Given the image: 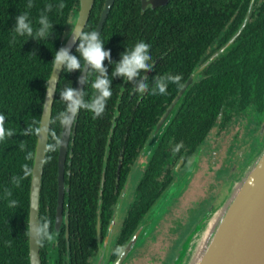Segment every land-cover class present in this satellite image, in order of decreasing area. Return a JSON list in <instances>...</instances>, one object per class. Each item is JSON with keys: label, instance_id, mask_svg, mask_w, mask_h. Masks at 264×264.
Returning <instances> with one entry per match:
<instances>
[{"label": "trees", "instance_id": "16d2710c", "mask_svg": "<svg viewBox=\"0 0 264 264\" xmlns=\"http://www.w3.org/2000/svg\"><path fill=\"white\" fill-rule=\"evenodd\" d=\"M26 3L27 0H0V114L5 117V129L13 131L12 136L0 140V264H30L27 224L32 163L38 132L26 134L24 128L28 124L39 127L41 106L53 66L51 60L63 36L71 28L79 0H33L31 8H26ZM46 3L51 4L46 14L53 22L47 40L21 36L13 41L15 17L27 11L35 25ZM103 4L104 0L94 1L85 31L95 30ZM196 17L193 0H170L168 5L145 10L141 8L140 0H115L107 15L99 35L105 41L104 48L110 49L111 62L105 58L103 63L110 79L111 96L107 99L104 112L95 119L87 109H79L68 150L70 156L67 155L65 165L64 178L68 187L66 197L74 224L70 229V241L73 243L72 249L78 250V262H89L87 256L92 255L97 248V218H100L103 229L116 200L114 185L120 153L123 151V180L129 169L128 160L135 158L149 140L151 129L183 86L196 53L203 49L202 44L198 46L192 28L197 24ZM198 17L203 20L202 24H208L207 15L200 14ZM260 23L264 24V20ZM138 39L150 42L153 63L157 62L151 68L142 69L139 77L130 80H125L121 75L113 77L115 61L119 60L126 46H131ZM78 42L71 51L74 55H79L76 51ZM80 71L74 69L61 72L53 103L48 145L53 142V136L60 137L61 133L62 125L57 119V113L63 110L64 104L60 99V91L65 86L74 88ZM145 73L142 80H147L148 87L139 93L138 81ZM169 74H179V82L167 81L165 93L153 92L156 80ZM94 76L89 68L82 91V98L86 101L91 98L90 81ZM188 89V95L191 96L193 87ZM222 98V95L215 93L195 104L193 110L185 116V123L179 127L174 119L173 127L169 124V129L167 127L161 133L155 147L163 137L169 136H173L175 146L181 145L180 151L191 141L197 146L217 119L222 109ZM21 144L24 145L23 149L20 148ZM161 144L162 141L156 158L161 154ZM29 152L30 156L27 155ZM57 156L58 148L50 150L47 146L40 221L45 217L47 204L54 209ZM103 169L105 175L101 187ZM159 175L158 164L145 175L141 185L142 206H136L127 218L118 249L130 238L149 207L167 186L170 177L161 179ZM13 177L18 182H13ZM101 188L102 194L99 193ZM11 199H15L17 204L10 206L8 201ZM202 209L205 211V208ZM80 246L85 249L83 254H80ZM41 252L44 257L42 264H45V254L42 249Z\"/></svg>", "mask_w": 264, "mask_h": 264}, {"label": "flooded vegetation", "instance_id": "af4514ba", "mask_svg": "<svg viewBox=\"0 0 264 264\" xmlns=\"http://www.w3.org/2000/svg\"><path fill=\"white\" fill-rule=\"evenodd\" d=\"M169 2L170 0L166 4L155 6L147 2L144 8L143 1L140 0V6L142 10L148 8L154 9L168 5ZM263 5L264 0H193L197 24L192 28L198 46L202 44L203 49L196 53L193 66L186 76V80L190 75L194 76L191 86L188 87H193L191 96L188 95L189 89L187 88L185 95L181 96L174 113L163 124L161 132L155 134L156 126L151 129L149 140L141 147L138 155L131 161L128 160L127 167L129 169L123 180L121 178L123 151L120 153L114 185L116 200L111 206L110 214L103 229L100 221V232L97 229L100 218H97V248L92 255L87 256V260H89L87 264H96L98 256L103 253V250L108 254L106 264H113L120 250L125 245H120L119 252L116 251L118 249V242L122 238L123 229L127 225L126 220L130 217L132 210L136 206H142L141 185L143 179L157 164L160 171L159 178L170 177L163 191L187 171H191L184 188L179 194L182 195L189 188V184L192 183L199 169L204 170L201 167L200 158L202 157H200V154L202 153L203 155L210 133L214 130H218L219 133L233 131L231 144L227 146V152L223 158L230 162V166L221 162L214 176L216 186L213 191H218V195L228 182L230 185L237 174L243 171L262 149L264 145V24H261L260 21L264 20ZM211 6L218 8H211ZM261 9L262 11H260ZM200 14L208 16V24H202L203 20H200L198 17ZM215 25L217 27H214ZM156 62L157 60L152 66ZM215 93L223 96L222 109L217 119L211 124L204 140L198 143L197 146L194 145V141H191L183 147V151H180L181 145L178 144L179 147L174 145L172 141L173 136H169L168 138L163 137L161 139V154L156 158L161 141L157 145V148L155 144L169 124L172 125L175 119L177 127L183 125L185 123V116L189 111L193 110L194 105L202 102L207 97L214 96ZM174 99L169 103L157 123L161 120ZM242 139L251 140L253 144L244 143ZM235 143L246 145L247 148L245 150L231 151ZM219 147L222 148L223 146L220 145ZM217 150L218 147L214 149L215 152L211 155L213 159L218 157L215 154ZM68 155L70 156V154ZM197 155H199L198 158ZM67 191L68 187L65 183L59 227H56L59 198L58 187L55 194L54 209L50 204H47L45 209L46 218L44 217L40 221V223L47 221L50 230L56 235L54 241H43L42 247L40 243V251L42 249L43 254H45V264H83V260L81 262L76 260L78 250L72 249L73 243L70 241V229H72L74 224L66 197ZM213 195L210 198L202 200L199 206L194 209L191 216L187 218V226L181 231L180 236L172 246V250L169 253L171 256L167 255L169 259H166V263L172 264L174 262L184 240L193 231L198 222L203 219L206 212L215 205L214 199H216L217 195ZM176 199L177 197L174 201ZM202 208H205V211H202ZM63 244H65V247H63ZM84 252V247L80 246V254ZM115 252V256L112 257ZM42 260H44V257H42Z\"/></svg>", "mask_w": 264, "mask_h": 264}, {"label": "water", "instance_id": "95a60500", "mask_svg": "<svg viewBox=\"0 0 264 264\" xmlns=\"http://www.w3.org/2000/svg\"><path fill=\"white\" fill-rule=\"evenodd\" d=\"M95 0H79L78 8L73 17L72 23H79L84 30L86 27L92 7ZM143 7L150 2L153 6L166 4L168 0H142ZM115 0H105L101 10L95 30L100 34L107 15ZM78 39L74 38L71 28L63 36L60 47H67L71 53ZM89 66L84 65L81 69L75 87L82 93L87 78ZM63 68H58L54 72V66L48 79L47 87L50 94L46 97L45 91L43 106L41 110L39 127L41 132L37 133L35 151L32 163L31 182H30V208L28 223L33 220L40 223V198L42 189V178L44 164L47 154L49 129L52 116L53 103L56 96L58 81L61 77ZM54 73V75H53ZM148 73V71L146 72ZM146 73L140 78H144ZM193 75H190L180 92L171 103L161 120L156 124L155 134L161 132L163 124L168 117L172 116L175 108L186 92L187 88L193 82ZM77 111L74 122L70 128L62 126L60 137L63 144L58 148L57 156V187H58V205L56 214V227L61 223L62 196L65 187V165L68 155L71 136L74 132L75 120L78 117ZM46 129V132H45ZM108 139L107 151L109 148L110 137ZM105 156V161L107 159ZM199 155H197L198 158ZM196 158V160H197ZM191 171H187L178 180L171 183L158 197L146 216L141 220L136 230L127 240L120 250L113 264H124L131 256L133 251L141 246L147 236L155 227L157 221L161 218L169 205L179 196L185 186V182L190 176ZM105 170L102 173L101 187ZM102 194V188L100 190ZM101 201V200H100ZM214 214L213 222L210 218ZM99 219V218H98ZM100 232V220L97 225ZM207 229V230H206ZM206 230V231H205ZM205 232V233H204ZM106 252L98 258L96 264H106ZM187 256V261H183ZM29 257L30 264H42L40 251V241L34 240L29 233ZM264 264V145L259 153L251 160L244 172L230 186L229 192L224 200L217 207L210 208L202 221L193 229L183 242L177 256L172 264Z\"/></svg>", "mask_w": 264, "mask_h": 264}, {"label": "clouds", "instance_id": "9594fccd", "mask_svg": "<svg viewBox=\"0 0 264 264\" xmlns=\"http://www.w3.org/2000/svg\"><path fill=\"white\" fill-rule=\"evenodd\" d=\"M33 0H27L26 8L32 7ZM63 5H61L62 7ZM51 8V4L46 3L44 10L41 11L38 16L35 25L32 19L29 18L27 11L20 12L15 17V23L12 26V40L14 41L17 37H32L38 40H47V37L52 31V21L46 14V10ZM71 31L74 33V38L78 39L76 51L79 55L70 53L67 47H60L55 49L52 63L54 66V72L58 68H63L65 71H71L74 69H82L86 64L89 66L90 71L95 74L94 79L90 81V87L92 90L91 98L84 100L82 93L76 88L71 86H65L60 91V99L64 104L62 111L57 113V119L60 124L65 128H70L76 117L77 111L80 108L87 109L93 119L101 115L105 110L107 99L111 96L110 79L106 73V66L103 63L105 58H108L111 62L110 49L104 48V40L101 39L98 31L82 29L79 23L71 24ZM151 44L145 39L136 40L131 46H126L120 54L118 61H115L112 76L121 75L125 80H130L133 77H139L142 69H148L152 67L153 58L150 51ZM54 75V73H53ZM180 80L179 74H169L167 76H161L160 79L156 80L155 86L152 89L153 92L158 91L159 93L166 92L167 81L177 83ZM148 87L147 80H141L138 85L137 91L143 93ZM50 94V90L47 87L46 97ZM45 106H41L42 111ZM5 117L0 114V140H4L7 137L13 135L11 129H5L3 121ZM26 134H34L41 132V128L34 127L32 124H28L24 128ZM46 132V129H45ZM63 144L62 137L53 136V142L48 145L50 150H56ZM179 147V145H177ZM20 148H24L21 144ZM28 156L31 155L29 152ZM13 182H18L16 177H13ZM10 195V193H7ZM10 206L17 204L15 199L8 201ZM27 230L34 240L38 239L40 242L43 241H54L56 235L50 230L48 222L37 223L32 221L27 224ZM119 252V249H116Z\"/></svg>", "mask_w": 264, "mask_h": 264}, {"label": "rangeland", "instance_id": "374dc122", "mask_svg": "<svg viewBox=\"0 0 264 264\" xmlns=\"http://www.w3.org/2000/svg\"><path fill=\"white\" fill-rule=\"evenodd\" d=\"M232 134L233 131L219 133L218 130H214L212 133H210L207 140L208 142L205 145V149L203 151V155L202 153L200 154V157L202 158L199 157L201 161V167H203L204 170L201 168L199 169V171L194 176L192 183L189 184V188L187 189V191L184 192L182 195H179L177 199L169 205L166 212L163 213L161 218L157 221L153 230L147 236V240L133 251L131 256L125 261L124 264L169 263H166V259H169V256H171V254L169 253L172 250V246L175 244L176 240L180 236L181 231L184 230L187 226V218L191 216L194 209L199 206L202 200L214 196L213 194L217 195L218 191H213L216 186L214 176L217 167L221 164V162H224L227 164V166H230V162L226 161V159L224 160L223 158L226 155L227 146L231 144L230 141L232 139ZM242 141L244 143H249V145L253 144L251 140L242 139ZM220 145H222L223 147L220 148ZM217 147L218 150L215 154H217L218 157L213 159L211 155L213 154V152H215L214 149H216ZM246 148V145L235 143L233 148H231V151H238L240 149L245 150ZM219 150L221 151L219 152ZM247 166L243 169V171H240L237 174V176L231 181L230 185L228 182L224 189L218 193L216 199H214L215 205L213 207H217L220 205V203L228 194L230 186L244 172ZM201 221L202 220H200L199 222ZM101 255L102 254H100L98 258ZM167 255H169L168 258ZM186 259L187 256L184 257L183 261H187Z\"/></svg>", "mask_w": 264, "mask_h": 264}, {"label": "bare ground", "instance_id": "6f19581e", "mask_svg": "<svg viewBox=\"0 0 264 264\" xmlns=\"http://www.w3.org/2000/svg\"><path fill=\"white\" fill-rule=\"evenodd\" d=\"M213 216H214V214L212 215V217L210 218V222L209 223H211V220H212V222H213V220H214V218H213ZM212 224V223H211ZM207 230V229H206ZM205 230V231H206ZM205 233V232H204Z\"/></svg>", "mask_w": 264, "mask_h": 264}]
</instances>
